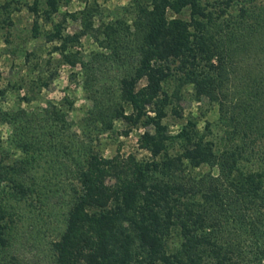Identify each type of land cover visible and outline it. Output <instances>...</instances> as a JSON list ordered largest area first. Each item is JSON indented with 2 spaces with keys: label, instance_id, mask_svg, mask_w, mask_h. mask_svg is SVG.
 I'll return each instance as SVG.
<instances>
[{
  "label": "trees",
  "instance_id": "trees-1",
  "mask_svg": "<svg viewBox=\"0 0 264 264\" xmlns=\"http://www.w3.org/2000/svg\"><path fill=\"white\" fill-rule=\"evenodd\" d=\"M58 2L43 0L41 14ZM131 25L135 59L118 78L121 101L92 111L104 129L112 119L142 126L137 143L151 157L84 152L48 264H264V0H146ZM48 34L60 35L56 23ZM172 77L216 106L220 134L207 137L193 119L166 131ZM46 113L55 124L58 108ZM31 146L22 141L26 155L10 163L0 157L11 196L32 191ZM6 205L0 195V264Z\"/></svg>",
  "mask_w": 264,
  "mask_h": 264
},
{
  "label": "rangeland",
  "instance_id": "rangeland-1",
  "mask_svg": "<svg viewBox=\"0 0 264 264\" xmlns=\"http://www.w3.org/2000/svg\"><path fill=\"white\" fill-rule=\"evenodd\" d=\"M32 2L0 0V157L5 163L22 158V141L36 156L25 174L32 187L26 196H11L9 182L0 180L10 228L2 264L51 260V242L63 229L75 169L86 150L151 157L137 143L142 126L112 119V130L104 129L92 111L94 103L121 101L118 78L135 59L131 24L146 0H59L48 19L40 12L43 0L37 14ZM54 23L60 35L48 39ZM65 56L74 57V64ZM179 82L172 77L164 85L171 97L161 118L166 131L174 133L193 119L207 137L220 134L216 106L196 100L191 84ZM53 106L59 111L55 124L46 113ZM176 148L175 143L169 151Z\"/></svg>",
  "mask_w": 264,
  "mask_h": 264
}]
</instances>
